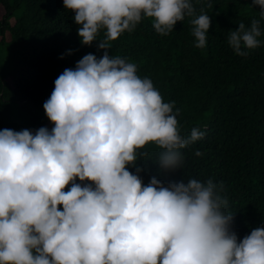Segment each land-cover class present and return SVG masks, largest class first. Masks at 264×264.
I'll return each instance as SVG.
<instances>
[{"label":"clouds","instance_id":"1","mask_svg":"<svg viewBox=\"0 0 264 264\" xmlns=\"http://www.w3.org/2000/svg\"><path fill=\"white\" fill-rule=\"evenodd\" d=\"M252 3L260 19L239 23L227 37L239 56L262 43L264 0ZM63 5L75 13L82 45L103 31L97 44L103 55L85 54L55 79L43 104L51 130H0V264H264V227L238 239L222 182L152 176L143 183L142 149H161L155 162L175 172L185 163L181 150L206 133L194 127L181 135L175 102H164L135 63L110 55L111 42L145 18L167 36L193 17L195 47L203 49L209 15L203 8L197 15L192 0Z\"/></svg>","mask_w":264,"mask_h":264},{"label":"trees","instance_id":"2","mask_svg":"<svg viewBox=\"0 0 264 264\" xmlns=\"http://www.w3.org/2000/svg\"><path fill=\"white\" fill-rule=\"evenodd\" d=\"M192 3L197 15L203 8L211 19L205 48L195 47L193 17L178 21L167 36L157 34L145 18L133 32L111 42L110 55L135 63L138 75L152 80L164 102H175L181 135L187 137L194 127L206 133L181 150L185 163L175 172L155 162L161 149L152 144L142 149L148 152L137 160L143 183L152 176L164 182H222L225 211L234 214L232 230L243 239L264 227V20L261 46L239 56L227 37L239 23L249 27L260 19L259 6L252 0ZM0 8V130H51L43 104L55 79L85 54L102 56L97 44L103 31L91 46L82 45L75 13L65 9L63 0H0ZM129 170L135 173V167Z\"/></svg>","mask_w":264,"mask_h":264},{"label":"rangeland","instance_id":"3","mask_svg":"<svg viewBox=\"0 0 264 264\" xmlns=\"http://www.w3.org/2000/svg\"><path fill=\"white\" fill-rule=\"evenodd\" d=\"M3 9L2 8H0V16L3 14Z\"/></svg>","mask_w":264,"mask_h":264}]
</instances>
